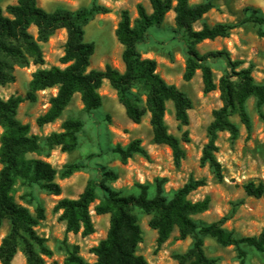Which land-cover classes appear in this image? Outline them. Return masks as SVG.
Returning a JSON list of instances; mask_svg holds the SVG:
<instances>
[{"label":"trees","instance_id":"1","mask_svg":"<svg viewBox=\"0 0 264 264\" xmlns=\"http://www.w3.org/2000/svg\"><path fill=\"white\" fill-rule=\"evenodd\" d=\"M189 1L149 0L151 12L138 4L137 17L133 20L128 11H121L114 34L122 46L123 71L108 65L103 70H88L95 47L92 42L84 40V27L95 16L109 13L107 7L93 2L89 7L75 11L57 9L46 12L37 5V0H15L4 9L0 7V86L15 81L16 68L30 64L42 66L41 45L57 30L66 32L63 55L59 59L64 68L38 69L32 74L24 96L0 98V229L4 221L9 223V231L0 243V264H11L18 252L23 255L25 264H48L45 258L52 257L46 240L35 231L39 221L45 218L44 208L36 205L33 215L27 207L16 203L13 196L15 186H37L51 196H59L62 189L55 182L56 177L66 179L85 168L84 163H67L57 171L42 159L28 157L30 154L48 155L55 147L64 153L72 152L77 146V134L83 127L80 120L67 119L61 124L60 131L50 133L42 141L31 134L29 125L17 120V110L23 101H35L39 91L56 89V94L48 99L47 110L36 118V125L42 127L55 122L75 94H79L85 113L98 109L102 103L98 90L106 80L132 123L140 124L143 117L149 115L153 142L171 150L176 167L185 158L182 143L190 141L188 131L184 130L180 138L168 132L164 120L166 103H172L174 119L180 129L189 125L188 111L193 108V103L176 86L166 83L156 71V62L143 58L138 49L146 42L148 30L161 26L171 11L174 24L181 31V39L187 45L183 80L190 81L200 71L203 93L219 92L221 106L212 112L200 165L207 166L217 180H222V168L216 158L218 134L227 132L233 141L238 138L239 127L233 122V117L239 119L248 135L251 133L252 123L246 104L253 98L262 117L264 84L254 80L252 65L242 67V61L232 60L223 50L200 54L196 45L206 40L228 38L233 29L248 22L263 25L264 13L252 10L240 24H203L200 30H194L193 25L213 9L214 4L213 0L194 5ZM31 28H35V35L30 32ZM220 59L226 68L216 83L209 64ZM113 151L122 164L134 155L148 158L138 139L125 147L117 145ZM101 176L100 180H88L76 199L62 198L54 205L53 210L60 212L58 219L64 222L65 231L80 233L83 237L94 233L91 206L95 215H109L106 237L90 249L94 262L84 260L74 247L67 252L63 264H148L137 254L142 231L133 214L134 209L150 216L148 226L157 234V248L169 239L175 229L178 240H192L184 253L174 256L178 264H218L217 259L205 254L206 237L214 239L222 247H235L241 262L245 257L242 245L264 253V229L258 236L237 237L223 227L225 218L212 223L194 219L209 209V196L199 201L188 198L192 192L206 185L204 179L190 178L168 197L164 189L166 178L154 179V194L150 196L149 184L137 183V194L122 195L105 184V181L117 178L113 172H103ZM242 187L246 196L264 201V182L249 180ZM98 190L103 195L94 204Z\"/></svg>","mask_w":264,"mask_h":264},{"label":"rangeland","instance_id":"2","mask_svg":"<svg viewBox=\"0 0 264 264\" xmlns=\"http://www.w3.org/2000/svg\"><path fill=\"white\" fill-rule=\"evenodd\" d=\"M204 1L206 0H190L189 3L194 5ZM93 2L107 7L110 11L95 16L84 27V40L92 42L95 47L88 70H103L108 65L123 71L122 46L114 34L120 13L123 10L128 11L133 20L137 17L138 4H142L150 13L149 0H37V5L46 12L57 9L75 11L89 7ZM13 3L15 0H0V7L4 9ZM213 4L214 8L193 25L194 30H200L203 24H240L252 10L264 13V0H213ZM30 32L35 35V28H31ZM147 34L146 42L138 46L142 57L154 60L160 77L184 92L193 103V108L188 111L189 125L181 129L174 119L172 103H166L164 120L168 132L180 138L182 132L187 130L190 140L188 143H182L185 158L178 167L173 164L171 150L165 145L153 142L149 115L146 114L140 124L132 123L106 80L98 90L102 100L101 106L90 113L83 111L79 94H75L55 122L38 127L36 118L47 110L48 99L56 94V89L39 91L35 101H23L18 107L17 120L28 124L30 133L37 135L41 141L50 133L60 131L61 124L67 119H76L83 123L82 130L77 134V146L72 152L64 153L59 147H55L48 155H28L29 158H38L50 163L57 171L67 163L85 164L84 169L66 179L56 177L55 182L60 185L61 194L51 196L37 186L28 188L20 184L15 186L13 193L16 203L27 207L33 215L36 205L44 208L45 218L39 221L35 231L46 240L47 247L52 251V257L45 258L48 264H63L67 252L74 247L84 260L94 262L95 257L90 253V249L106 237L109 215L97 216L91 206L94 233L83 237L80 233H67L64 222L58 219L60 212H55L53 208L59 199H76L88 180H100L101 174L107 171L113 172L117 178L105 181L106 186L122 195L137 194L135 184L145 183L151 186L150 196H153L154 179L166 178L165 194L170 197L190 178L204 179L206 185L188 197L192 201L210 197L209 209L194 216L196 221L212 223L225 218L223 227L237 237L258 236L264 229V201L246 196L242 187L249 180L264 182V107L261 117L254 99L247 101V111L252 123L249 135L237 117L232 118L239 127L236 140H231L227 132L218 134L216 158L221 165L223 177L222 180H217L207 166L200 165V157L208 141L206 129L212 121V112L221 106L219 92L203 93L200 71H197L190 81L183 80L187 45L181 39V31L174 24L172 11L167 13L161 26L151 27ZM65 39V30H57L41 45L44 64L16 68L15 81L0 86V98L6 100L11 96H24L32 74L38 69L64 68L59 59L63 55ZM196 49L200 54L226 51L232 60L242 61V67L252 65L254 80L264 84V24H242L233 29L228 38L203 41L196 45ZM209 65L217 83L224 73L225 63L220 59L210 62ZM1 132L0 128V134ZM136 139L140 140L148 158L134 155L126 164L120 163L113 149L117 145L125 147ZM102 195V191L98 190L94 204L98 203ZM133 214L142 231V242L138 245L137 254L144 257L148 264H178L174 256L184 253L192 240H178L175 229L169 239L157 248V234L148 226L150 216L143 214L139 209H134ZM8 231L9 223L4 221L0 229V243ZM241 250L245 253L242 262L235 247H222L212 238L204 239L205 254L209 258L217 259L218 264H264V253L246 245H242ZM11 264H25L23 255L18 252Z\"/></svg>","mask_w":264,"mask_h":264}]
</instances>
